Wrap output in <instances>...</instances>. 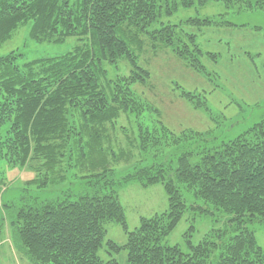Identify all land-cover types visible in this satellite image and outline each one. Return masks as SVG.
<instances>
[{"label":"trees","instance_id":"obj_1","mask_svg":"<svg viewBox=\"0 0 264 264\" xmlns=\"http://www.w3.org/2000/svg\"><path fill=\"white\" fill-rule=\"evenodd\" d=\"M206 1L0 0V47L21 25H26L36 42L61 45L70 36L77 38L62 55L23 66H17L13 52L0 56V173L2 165L21 169L38 159L47 170H53L61 166L68 147L74 163L86 172L83 178L112 181L103 179L105 172L100 170L107 160L100 145L101 126L116 118L119 111L131 110L142 148L161 152L154 154L157 161L128 173L124 180H131L134 174L132 178L144 186L160 182L168 200L166 210L141 217L138 227L129 230L115 192L74 198L64 193L41 201L33 198L32 202L23 196L10 201L0 196V233L8 221L14 247L30 264H119L115 254L122 250L128 264H264V252L248 227L264 222V122L251 128L253 138L240 134L218 147L208 146L202 132L183 130L176 134L153 118L145 125L144 111L159 114L131 88L132 83L143 82L149 75L138 67L133 50L141 48L140 33L153 39L152 48L158 42L186 66L207 75L201 58L217 55L204 52L196 33L185 26L200 28L215 25L214 21L209 17H190L185 25L160 21L179 6L190 8ZM219 1L227 8L237 4L264 10V0ZM225 25L234 24L228 21ZM120 58L131 67L128 77L108 78L105 64L114 65ZM181 97L194 107L203 106L192 92L181 90ZM171 146L180 151L166 153ZM173 156L175 159L168 161ZM195 156L199 159L193 163L191 157ZM170 165H175L173 171ZM180 184L194 194L190 208L204 213L212 208L223 211L229 215L234 234L225 238L223 232L207 233L193 244L186 233V250L163 245L162 240L187 209ZM107 221L121 226L126 241L106 240L108 258L104 261L98 252Z\"/></svg>","mask_w":264,"mask_h":264},{"label":"rangeland","instance_id":"obj_2","mask_svg":"<svg viewBox=\"0 0 264 264\" xmlns=\"http://www.w3.org/2000/svg\"><path fill=\"white\" fill-rule=\"evenodd\" d=\"M190 17H209L215 23L200 28L185 26L187 31L196 33L197 42L204 52L217 55L216 58H201L207 75L186 66L168 47L157 45L158 42L152 48L153 39L147 34L137 35L142 39V44L140 49H133L136 62L149 75L143 82L132 83L131 88L140 100L145 101L148 106L151 105L159 114L157 117L147 109L141 115L146 121L144 124L148 125L153 118L160 119L165 127L176 134L183 130L202 132L207 137V145L215 147L240 134L247 139L253 138L255 132L251 128L264 122V10L237 4L227 8L222 1L207 0L203 5L196 3L190 8L179 6L172 15L163 16L160 21L185 25V20ZM228 21L234 25H225ZM156 25L153 24L152 27ZM76 40L75 36H70L61 45L46 40L36 42L28 35L26 25H21L4 40L0 47V56L13 52L17 55V66H23L26 62L58 57L69 46L75 45ZM105 68L110 79L115 75L128 77L131 71L124 58H120L114 65L105 64ZM181 90L199 96L203 106L194 107L189 99L181 97ZM71 121H75L73 117ZM135 125L134 115L130 110L119 111L116 118L101 126L104 132L100 135V145L105 150L107 160L100 170L105 172L103 179L107 177L112 181L104 182L97 179L98 177L89 176L83 178L86 173L84 168L74 163V158H71L73 153L68 152L67 147L59 162L61 166L58 167V164L53 170H47L43 166L44 161L40 159L29 161L21 169L2 165L1 199L10 201L23 196L24 200L32 202L33 198L41 201L64 193H71L74 198L85 194L115 192L123 207L127 227L133 230L138 227L141 217L161 213L168 206L167 195L160 182L144 186L132 178L136 177L134 174L130 176L131 180H124L128 173L157 161L155 159L159 157L154 154L159 150L161 152V149L154 152L150 148H142L139 143V130ZM179 151L177 146H171L166 153L172 155ZM162 152L164 153V149ZM174 159L175 156L173 159L169 157L168 161ZM198 159L199 156L191 157V162ZM170 169L173 171L175 165H170ZM181 191L187 209L174 229L164 237L161 242L163 245H178L186 250V233H189L188 239L193 244L201 241L207 233L223 232L226 234L225 238L234 234L229 215L215 208L205 213L192 209L190 204L194 202V194L183 185ZM9 227V222L5 221L0 233V264H30L26 256L14 247ZM248 227L253 230L257 244L264 252V222L253 223ZM104 228L106 234L98 254L105 261L108 258L105 241L111 239L118 244H124L126 233L114 221L105 222ZM115 258L119 264H128L125 250L115 254Z\"/></svg>","mask_w":264,"mask_h":264}]
</instances>
